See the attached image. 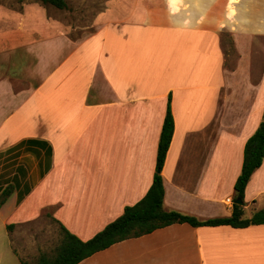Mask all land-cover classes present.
Listing matches in <instances>:
<instances>
[{
	"label": "crops",
	"instance_id": "crops-1",
	"mask_svg": "<svg viewBox=\"0 0 264 264\" xmlns=\"http://www.w3.org/2000/svg\"><path fill=\"white\" fill-rule=\"evenodd\" d=\"M36 3L0 5V158L22 160L0 175L3 185L19 181L0 216L20 264L43 250L32 224L43 213L86 240L146 193L167 102L163 207L229 216L244 144L264 110V62L257 73L252 52L264 0H236L233 15L229 0H106L79 38ZM224 30L237 54L231 70ZM242 200L244 217L264 209V155ZM76 264H264V223L175 222Z\"/></svg>",
	"mask_w": 264,
	"mask_h": 264
},
{
	"label": "trees",
	"instance_id": "trees-1",
	"mask_svg": "<svg viewBox=\"0 0 264 264\" xmlns=\"http://www.w3.org/2000/svg\"><path fill=\"white\" fill-rule=\"evenodd\" d=\"M42 5L58 9L67 7L66 0H34ZM173 133V117L167 102L156 150L155 172L146 193L135 203L126 205L116 218L105 224L86 240L78 238L59 223L60 238L51 251L39 250L34 262L21 260V264H76L94 252L112 243L129 237H137L156 228L175 222H185L192 226L228 224L243 227L249 224L264 223V209H256L250 217L243 216L242 205L233 202L229 216L199 219L177 210L163 207L164 188L160 174L169 142ZM264 155V110L255 131L247 138L243 148L240 172L234 182L235 197L243 198L245 185L253 171L259 167ZM15 178V177H14ZM7 179V178H6ZM0 184V207L19 181L9 180ZM19 197H21L19 195Z\"/></svg>",
	"mask_w": 264,
	"mask_h": 264
},
{
	"label": "rangeland",
	"instance_id": "rangeland-1",
	"mask_svg": "<svg viewBox=\"0 0 264 264\" xmlns=\"http://www.w3.org/2000/svg\"><path fill=\"white\" fill-rule=\"evenodd\" d=\"M67 7L64 9H58L50 5H46L44 8L49 16H51L55 22L63 25L67 34L72 38H79L88 35L93 31L95 24L94 18L96 14L104 8L106 0H66ZM236 0H229L230 14L233 15L234 2ZM24 4H37L34 0H0V5H4L7 8L13 10H21ZM174 4V0H173ZM221 44L226 55L225 68L231 70L236 65V50L231 39L230 33L227 30L221 31ZM254 46L252 48L253 56L255 57V71L258 73L264 62V35H258L253 38ZM20 157L15 160L16 163L21 162ZM10 160L0 158V175L4 174L8 177L13 174L15 165L10 163ZM7 170H10L9 173ZM7 177V178H8ZM0 179V183H1ZM8 209L4 214L8 215ZM250 215V209L245 210V216ZM0 216V264H20L19 260L11 252L10 247L7 245L6 238L3 237L6 228L3 225L2 217ZM33 224V232L36 233L41 242L42 248L45 251H51L53 247L58 243L60 238L59 229L44 213L35 219ZM13 229V228H10ZM28 242V240H24Z\"/></svg>",
	"mask_w": 264,
	"mask_h": 264
},
{
	"label": "water",
	"instance_id": "water-1",
	"mask_svg": "<svg viewBox=\"0 0 264 264\" xmlns=\"http://www.w3.org/2000/svg\"><path fill=\"white\" fill-rule=\"evenodd\" d=\"M234 203L242 205L243 200L240 197H235L233 200Z\"/></svg>",
	"mask_w": 264,
	"mask_h": 264
},
{
	"label": "built area",
	"instance_id": "built-area-1",
	"mask_svg": "<svg viewBox=\"0 0 264 264\" xmlns=\"http://www.w3.org/2000/svg\"><path fill=\"white\" fill-rule=\"evenodd\" d=\"M231 201V199L229 198V197H227L226 199H225V202H230Z\"/></svg>",
	"mask_w": 264,
	"mask_h": 264
}]
</instances>
